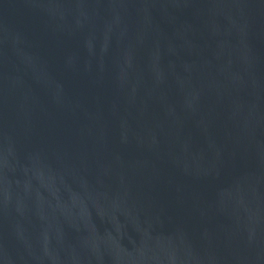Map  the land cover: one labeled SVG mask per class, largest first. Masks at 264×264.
I'll list each match as a JSON object with an SVG mask.
<instances>
[{
  "label": "water",
  "instance_id": "obj_1",
  "mask_svg": "<svg viewBox=\"0 0 264 264\" xmlns=\"http://www.w3.org/2000/svg\"><path fill=\"white\" fill-rule=\"evenodd\" d=\"M0 264H264V0H0Z\"/></svg>",
  "mask_w": 264,
  "mask_h": 264
}]
</instances>
